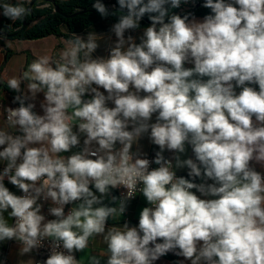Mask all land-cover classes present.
Instances as JSON below:
<instances>
[{"label":"clouds","instance_id":"9594fccd","mask_svg":"<svg viewBox=\"0 0 264 264\" xmlns=\"http://www.w3.org/2000/svg\"><path fill=\"white\" fill-rule=\"evenodd\" d=\"M181 3L118 0L127 13L111 28L117 40L107 59L92 57L95 33H73L59 59L39 57L22 77L8 79L16 93L26 82L30 97L17 95L19 107L5 109L7 127H0V161L7 162L0 172V242L18 241L25 255L48 240L44 264H80L75 253L95 236L107 251L88 264H102L101 257L104 264H154L169 252L191 264H264V173L252 167L264 165V0H205L211 14L202 22L170 14ZM39 7L51 4L39 0ZM93 7L109 15L100 0ZM31 11L23 0L0 4L11 21ZM145 14L154 15L141 42L126 39ZM39 93L43 115L25 104ZM146 133L160 149L154 161L132 151ZM80 134L83 149L60 155L80 145ZM186 144L195 160L180 158ZM165 150L177 153L175 168L205 182L177 177ZM5 178L23 195L12 193ZM118 187L126 195L105 203ZM137 192L150 205L138 226L109 227ZM41 198L55 205L48 210L55 219L46 220Z\"/></svg>","mask_w":264,"mask_h":264},{"label":"crops","instance_id":"0c3cea01","mask_svg":"<svg viewBox=\"0 0 264 264\" xmlns=\"http://www.w3.org/2000/svg\"><path fill=\"white\" fill-rule=\"evenodd\" d=\"M8 2V3H18L20 0H0V2ZM33 1V0H32ZM53 1H61V0H53ZM25 5H29L27 3V0H23ZM2 18V14H0V21ZM195 19L196 21H203L202 17H189V20ZM14 21H11L13 23ZM111 19H103L102 21H99L90 27L86 28L80 33H77L76 35L86 39L88 33H95L98 37V48L92 53V57L95 58H105L107 59L110 55V50L113 47L114 43L116 42L117 38L115 37L114 33L111 31L112 26L115 24ZM151 23L145 24L143 26L140 25V27L136 30H128L125 33V38L129 35H131L135 42L139 44L141 42V37L143 35V31L145 28L150 26ZM62 33H67V29L65 26L61 27ZM73 38V35H71ZM68 39L62 37V36H48L42 39L38 40H8L4 42V45L0 44V81L4 85H7V81L11 77H22L24 72L28 70L29 65L36 59L42 56H49L53 60L60 56L61 52L63 50H66L68 47L67 44ZM11 52V56L8 59L7 62H4L5 59V52L6 50ZM81 57H83V53H81ZM185 67H194L193 64L186 63ZM206 79V78H205ZM3 85H0V127H7L6 120H5V109L8 107H19V102H14V99L17 95L21 96H29L30 94L27 92L26 89V82L21 83V92L16 93L13 91L11 93ZM252 87L257 88L258 85H249ZM101 92H103L105 95L107 93L104 89H99ZM237 93H239L240 89H236ZM141 95H144V93H141ZM44 100L43 93L37 94L36 98L33 100L29 98L25 101V104L27 103H34L35 108L33 109L37 114L43 115V110L41 108V103ZM109 107H114V104L112 102H108ZM155 116L153 115L152 120L150 123L155 122ZM74 131H77V128L74 126ZM130 130V129H129ZM10 132L13 134H19L18 129H9ZM80 145L78 147H74L70 152L67 153H61L60 155L69 156L73 154L74 152H79L83 149V141L86 138L84 134H80ZM38 146V145H34ZM3 146H0V150H2ZM117 147H120L119 144H117ZM186 151L180 155V158L182 160L184 159H193L195 160L194 153L192 151V148L190 145L186 144ZM133 152H139L141 154V158H153L155 159L156 152L160 151L159 146L153 144L149 138V134H144L137 144L133 145ZM163 155L166 159H170L173 162L174 171L176 174L179 175H185L188 174L189 169L187 167L183 168H175V159L174 157L177 155V153L165 150L163 152ZM7 162L6 161H0V167H6ZM252 167L255 168V170L264 173V165L256 163L255 161L252 162ZM197 184L203 183L205 181L201 180L200 178H196ZM207 183H212V181H206ZM5 186L14 194L20 195L21 190H19L16 186L12 185L9 181H4ZM93 191L95 192V189L93 188ZM198 196L200 195L199 192H197L195 189L193 190ZM99 195V193H96ZM116 196L118 200L122 197L119 196L117 188L110 189V193L108 197L105 198V203L111 204V197ZM206 198V197H201ZM211 198V197H207ZM118 202V201H117ZM38 203H40L38 201ZM41 204V203H40ZM150 206L148 205L146 199L143 197L142 194H139L136 199L132 200L129 199L127 201V207L126 211L123 215L117 216L115 218L110 217L107 224L109 227L112 226H122L124 223H128L130 227L132 226H138L139 222V214L141 210L144 207ZM49 204H42V214L46 217V209H48ZM11 211V209H9ZM5 218L8 219V222L11 224L13 223V218L8 217V213H4ZM158 242H162L159 241ZM21 244L18 241L15 240H6L4 242H0V264H28L29 260L35 264L37 255L36 252L33 250L29 254L21 255L20 254V248ZM107 251V245L103 240L102 236H95L90 239L89 246L82 252H76L77 260L80 262V264H88L89 257L92 255L100 256L101 253H104ZM102 264H104V261L107 259L106 257H101ZM154 264H191L190 260L185 259L184 257L177 256L173 252H169L166 255L160 257L157 261L154 262Z\"/></svg>","mask_w":264,"mask_h":264},{"label":"trees","instance_id":"16d2710c","mask_svg":"<svg viewBox=\"0 0 264 264\" xmlns=\"http://www.w3.org/2000/svg\"><path fill=\"white\" fill-rule=\"evenodd\" d=\"M205 0H188V3H181V6L176 9H170V14H178L180 16L189 14L192 12L194 4L203 2ZM51 4L50 0H47ZM109 10L107 17H102L93 7L95 0H61L55 1V5L59 8L63 14H73L80 10H86V12L71 18H65L63 15L54 11V7L51 4L49 8L39 7V0L32 8L31 14L21 20L14 21L2 15L0 21V31L8 34H17L12 40H38L48 36H62L66 39H72V34H77L90 27L91 25L102 21L103 19H111L114 22H118L119 16L125 13L119 12L114 7H119L118 0H100ZM8 2H0V4ZM25 5V4H24ZM25 7H28L25 5ZM211 14V10L202 6L193 11L191 17H202ZM149 15L145 14L143 17L146 21L151 23ZM167 20V18H166ZM65 26L67 33L61 32V27ZM7 39H0V44L4 45ZM6 50V48H5ZM11 56V52H5L4 62H7ZM0 85H3L0 81ZM5 89L13 93V90L8 88V85H3ZM19 104V103H18Z\"/></svg>","mask_w":264,"mask_h":264},{"label":"built area","instance_id":"2783aa9c","mask_svg":"<svg viewBox=\"0 0 264 264\" xmlns=\"http://www.w3.org/2000/svg\"><path fill=\"white\" fill-rule=\"evenodd\" d=\"M59 57H60V56H58L57 58H55V60L59 59ZM93 86L95 87V85H93ZM98 90H99V89H98ZM99 91H100V90H99ZM89 98H91V96H90L89 94H86L85 97H84V99H89ZM0 106H1V104H0ZM5 120H6V115H5ZM147 159H149L150 161H154V159H153V158H150V157H147ZM156 167H158V165H156L155 163H151V165H150V169H151V168H156ZM3 169H4L3 167H0V172H2ZM176 175H177V177H184V178H186V179L191 180V181L194 182V183H197L196 178L193 179L192 177H189L188 174H185V175H179V174H176ZM4 181H8L7 178H5ZM193 190H194V189H192V191H193ZM117 191H118L119 196H120V197H123L124 195H126V191H127V190L124 189L123 187H118V188H117ZM139 194H141V193L137 192V193L135 194V196H134L133 198H131V199H132V200L136 199L137 196H138ZM20 195H23L22 191L20 192ZM39 202H40L41 204H43V205H44V204H47V203L49 204L48 209H46V211H45L46 216H47V220L55 219V217L51 216V215L49 214V211H48L50 207L55 206V205H52V203H51L50 200H49V201H45V200H43V198H41V199L39 200ZM74 206H75L74 204L66 205V206H65V214H67V212H68L72 207H74ZM13 223H14V218H13ZM50 244H51V242L48 241V240H46V241L44 242V244H43L42 247H40V248H38V249H34V251L36 252V255H37V258H36L35 264H44V262L46 261V259H47L48 256L50 255ZM75 256H76V253H75ZM76 258H77V256H76Z\"/></svg>","mask_w":264,"mask_h":264},{"label":"water","instance_id":"95a60500","mask_svg":"<svg viewBox=\"0 0 264 264\" xmlns=\"http://www.w3.org/2000/svg\"><path fill=\"white\" fill-rule=\"evenodd\" d=\"M50 1H51V4H52L53 7H54V11H55L56 13H58V14L63 15L65 18L75 17V16H78V15H80V14L86 12V10H80V11H77V12H75V13H73V14H63V13H61V11L59 10V8L55 5V1H53V0H50ZM36 2H37V0H33L32 3H31L30 5H28V7H30V8L32 9ZM204 3H205V1H203V2H198V3L194 4V6H193V8H192V9H193L192 12H190L189 14H185V15H188L189 17H191V16L193 15V11L196 10V9H198V8H200V7H202V6L204 5ZM114 9H116V10L119 11V12L125 13V14L127 13V9H123V10H121L120 7H114ZM185 15H182L181 17H183V16H185ZM165 22H167V20H166ZM148 23H149V22L146 21L144 18H142L141 21H140V25H141V26H143V25H145V24H148ZM0 34H2L3 36H5L6 39H8V40L13 39V38H15V37L17 36V34H8V33L1 32V31H0Z\"/></svg>","mask_w":264,"mask_h":264}]
</instances>
